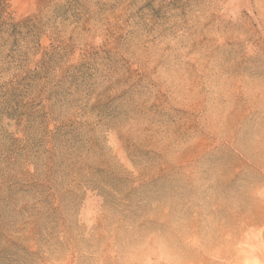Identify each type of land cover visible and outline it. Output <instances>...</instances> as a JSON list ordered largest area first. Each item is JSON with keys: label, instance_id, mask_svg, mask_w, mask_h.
Wrapping results in <instances>:
<instances>
[{"label": "rangeland", "instance_id": "obj_1", "mask_svg": "<svg viewBox=\"0 0 264 264\" xmlns=\"http://www.w3.org/2000/svg\"><path fill=\"white\" fill-rule=\"evenodd\" d=\"M0 264H264V0H0Z\"/></svg>", "mask_w": 264, "mask_h": 264}]
</instances>
